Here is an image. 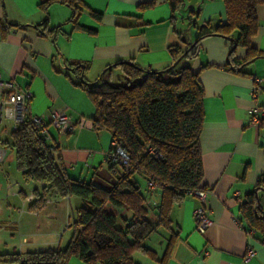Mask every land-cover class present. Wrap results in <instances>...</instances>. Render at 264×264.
<instances>
[{"label": "crops", "instance_id": "1", "mask_svg": "<svg viewBox=\"0 0 264 264\" xmlns=\"http://www.w3.org/2000/svg\"><path fill=\"white\" fill-rule=\"evenodd\" d=\"M41 1L0 0V23L7 29L5 37L0 39L2 78L13 80L32 94L30 110L46 125L51 110L68 113L74 124L72 132L61 133L48 128L51 136L48 143L55 147L53 154L69 177L104 185L111 179L106 162L111 134L93 127L94 105L86 92L74 84L80 81V75L68 67L87 63L84 78L88 82L100 75L105 77L104 71L108 68L112 75L117 73L113 66L121 60H131L150 70H163L173 64L171 46L177 45L182 50L188 46L173 27L182 32L184 40H187V32L189 40L193 41L198 35L197 26L177 27V21L173 26L168 21L170 8L166 0H80L84 6L77 23L93 30L89 33L66 23L71 14L67 5L53 2L45 14L38 7ZM150 1H153L152 7L138 8L140 3ZM184 1L185 9L181 14H187L190 8H199L196 24L225 22L222 0ZM91 10L100 14L99 19L89 13ZM45 16L49 28L62 24L53 37L43 36L31 28ZM256 16L258 27L251 45L264 52V3L257 6ZM9 24L30 27L7 28ZM230 46L228 39L210 35L200 41L195 58L179 61L182 66L198 71L203 88L204 116L199 146L202 184L208 192L206 209L211 223L202 233L196 230L193 210L199 202L195 196H186L170 213L172 230L178 232L170 253L163 259L169 232L160 230L146 240L156 259L135 251L132 259L137 264H264V243L257 232L251 238L255 256L246 262L242 260L248 234L239 211L245 195L255 189L258 177L264 175V126L249 123L251 75L264 77V57L243 64L242 72H235L225 68ZM233 57L242 60L245 49L236 48ZM257 104L264 106V90L258 94ZM3 157L1 151L0 161ZM10 178L5 177L4 195L0 196L15 211L34 185L19 177L14 181ZM10 181L17 182L13 189L18 195L6 198L5 187ZM154 191L159 194L158 190ZM257 195L258 204L264 210V189L257 190ZM61 201L69 204L70 197L50 199L43 206ZM38 212L39 209L33 214L38 215ZM69 224L70 215H67L68 227ZM159 239L162 240L156 250L154 246ZM68 264L86 263L71 257Z\"/></svg>", "mask_w": 264, "mask_h": 264}, {"label": "trees", "instance_id": "2", "mask_svg": "<svg viewBox=\"0 0 264 264\" xmlns=\"http://www.w3.org/2000/svg\"><path fill=\"white\" fill-rule=\"evenodd\" d=\"M166 1L170 8L168 21L174 26L178 17L183 16L181 11L185 9V1ZM222 1L225 5L223 23L196 24L199 8L187 11V20L198 30L193 41L189 38L184 40L182 32L173 27L188 46L183 50L177 45L171 46L169 51L173 64L163 70H150L131 60H121L113 66L117 75H112L111 68H108L104 71L107 78L100 75L93 82H88L84 78L87 63L68 67L74 74L80 75V81L74 84L86 92L94 105L93 127L108 131L111 139L120 142L128 155L126 167L107 163L111 179L106 184L97 185L69 177L53 154L54 145L49 144L40 129L28 120L10 131L8 139L0 140L4 148L13 152L14 168L19 178L36 185L32 190L34 199L28 204L30 210H38L47 199L75 196L81 201L69 224L73 235L65 247L2 253L1 263L68 264L71 257H78L86 264H137L132 259L135 251L156 259L146 240L160 230L169 232L163 255L165 259L178 235L172 230V207L194 191H207L202 184L199 146L204 116L203 88L198 71H193L188 65L182 66L179 61L195 58L200 41L210 35L224 37L230 42L225 65L229 70L242 72L243 64L264 57V52L251 45V38L258 27L256 8L264 0ZM53 2L70 8L71 14L66 23L93 32L77 23L84 6L80 0H42L38 7L47 14V8ZM152 6L153 1H150L140 3L138 8ZM89 13L96 19L100 17L95 11ZM46 21L45 16L42 22L31 25V28L51 37L61 30L62 24L49 28ZM12 26L30 27L9 24L7 28ZM6 31L0 23V39L5 37ZM239 47L245 49V57L240 61L233 57ZM0 174L4 186L9 172L3 170ZM137 176L145 180L149 193L158 190L159 202L154 208L147 204L146 196L140 191ZM259 189H264V175L258 177L255 189L245 195L239 211L247 225L245 230L254 229L264 243V210L258 204ZM109 207L115 212L109 211Z\"/></svg>", "mask_w": 264, "mask_h": 264}, {"label": "built area", "instance_id": "3", "mask_svg": "<svg viewBox=\"0 0 264 264\" xmlns=\"http://www.w3.org/2000/svg\"><path fill=\"white\" fill-rule=\"evenodd\" d=\"M251 80L249 123L255 127L264 126V106L257 104V96L262 90H264V77L251 75ZM31 97L32 94L28 90L22 89L11 79H3L0 72V132L3 130H15L21 124H24L26 120L39 128L40 133L45 139L51 138L48 128H54L61 133H68L74 130V124L65 110H51L49 114V124L46 125L42 122L41 118L33 115L30 110ZM81 123L82 122H80V124ZM148 150L153 152L151 149ZM127 160L128 155L120 142L116 139H111L110 148L106 154V162L118 167H126ZM16 184L17 182H7L5 187L6 198L18 195V191L13 189ZM32 184L34 185L33 188H35L36 185L33 182ZM148 185L151 188L153 187L150 183ZM33 188L20 201L19 206L15 209L16 213L22 214L30 210L28 204L34 199L32 193ZM207 194V191L202 190H197L192 194H189L195 196L199 202L197 207L193 210V217L196 224V230L200 233L204 232L211 223L206 209ZM48 202H50V199H47L45 204ZM30 211L34 214L37 213V210ZM246 233L248 234V243L242 258L244 262L249 261L256 254V249L251 243V238L253 237L255 230L249 229Z\"/></svg>", "mask_w": 264, "mask_h": 264}, {"label": "rangeland", "instance_id": "4", "mask_svg": "<svg viewBox=\"0 0 264 264\" xmlns=\"http://www.w3.org/2000/svg\"><path fill=\"white\" fill-rule=\"evenodd\" d=\"M186 15L183 14L181 18L178 17L177 27L182 24H185L188 28L194 27L187 20ZM185 36L189 38L187 32ZM113 71L117 72L115 69ZM113 75H117V73ZM9 132V130L0 132V140L8 139ZM1 151H3L4 157L0 161V173L3 170H7L9 176H11L10 179L14 181L19 175L14 168L13 152L8 148H4L0 143ZM0 180L2 181L0 184V195H4L3 180L1 178ZM137 180L140 191L146 196L147 204L154 208L159 202V194L154 190L149 193L144 179L137 176ZM6 202L0 196V209L3 208L2 211L0 210V253H24L26 251H39L48 247H65L73 235L72 227L67 226V215H70L71 222L73 214L81 206V201L78 197L70 196L69 204L64 201L53 202L39 208L38 215H34L30 210L18 214L13 208L6 205ZM160 240L162 239H159L154 246L156 250L158 245H160Z\"/></svg>", "mask_w": 264, "mask_h": 264}]
</instances>
